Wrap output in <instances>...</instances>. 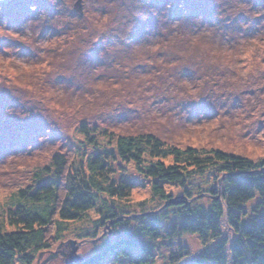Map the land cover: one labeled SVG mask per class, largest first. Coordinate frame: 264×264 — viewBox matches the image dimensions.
<instances>
[{"label": "rangeland", "instance_id": "374dc122", "mask_svg": "<svg viewBox=\"0 0 264 264\" xmlns=\"http://www.w3.org/2000/svg\"><path fill=\"white\" fill-rule=\"evenodd\" d=\"M76 1H0V214H16L19 201L9 200L33 185V172L54 155L74 164L70 173L86 166L77 177L88 176L89 161L119 135L150 132L181 148L262 159L264 0H81L82 14ZM103 153L115 182L124 178L133 190L129 198L109 199L119 213L128 205L137 210L136 203L163 204L133 163ZM186 183L195 195L215 181L208 170ZM160 184L176 203L184 200L181 187ZM65 199L57 209L71 204ZM106 216L91 207L62 222L52 245L28 264H78L147 221L115 224ZM169 221L156 239L138 236L152 251L145 261L131 259L134 246L101 264H199L194 259L214 238L169 237ZM220 226L227 250L235 236L224 218ZM20 257L15 264H27ZM202 264L233 262L228 255Z\"/></svg>", "mask_w": 264, "mask_h": 264}, {"label": "trees", "instance_id": "16d2710c", "mask_svg": "<svg viewBox=\"0 0 264 264\" xmlns=\"http://www.w3.org/2000/svg\"><path fill=\"white\" fill-rule=\"evenodd\" d=\"M83 123L79 122L82 133L90 136ZM108 147L103 151L110 152L111 159L133 163L142 176L152 180L150 187L160 201L164 199L163 204L148 207L144 206L145 202L136 203L137 210L128 205L121 208L122 219H118L122 212L113 206L117 205L115 200L109 199L129 198L133 190L124 178L115 182L114 169L108 167L106 154L98 152L103 155H96L97 160L89 161L90 173L81 178L77 174L82 175L86 166H80L79 170L77 167L70 173L74 164L63 155H54L52 163L33 172V185L20 189L9 200L19 201L16 214H0V264H15L14 259L20 254L21 261L30 263L35 252L52 245L51 235L64 228L62 222L79 219V215L91 207L97 209L99 216L107 214V218H113L115 224L131 218L147 221L140 225V231L129 233L114 243L103 244L99 252L78 264H101L104 258L117 256L119 250L134 252V246L140 253L136 252L137 257L131 256V259L145 261L152 251L141 245L143 242L137 239L138 236L156 239L160 235L161 222L169 219L165 228L169 237L191 233L214 238L210 247L194 259L196 263L225 262L230 255L233 264H264V152L262 159L255 161L216 148H181L166 144L150 132L116 136ZM208 170L215 183L193 195L189 186L186 187L187 180L203 176ZM160 182L181 187L184 200L176 203ZM63 198L71 204L57 209L58 201ZM167 200L171 202L167 203ZM56 209L61 215L58 222L53 219L57 215ZM223 218L235 236L228 246L229 253L226 250L229 237L222 236L220 226Z\"/></svg>", "mask_w": 264, "mask_h": 264}, {"label": "water", "instance_id": "95a60500", "mask_svg": "<svg viewBox=\"0 0 264 264\" xmlns=\"http://www.w3.org/2000/svg\"><path fill=\"white\" fill-rule=\"evenodd\" d=\"M0 1H2V0H0ZM81 0H77L76 2H75V4H73L74 5V8L76 9V11H78L79 13H83V11H82V6H81ZM70 258V260H71V256L69 257ZM76 259V258H75Z\"/></svg>", "mask_w": 264, "mask_h": 264}, {"label": "clouds", "instance_id": "9594fccd", "mask_svg": "<svg viewBox=\"0 0 264 264\" xmlns=\"http://www.w3.org/2000/svg\"><path fill=\"white\" fill-rule=\"evenodd\" d=\"M3 1V0H2Z\"/></svg>", "mask_w": 264, "mask_h": 264}]
</instances>
